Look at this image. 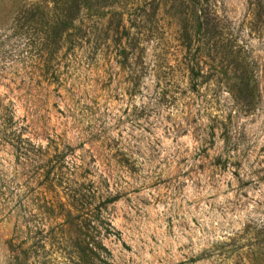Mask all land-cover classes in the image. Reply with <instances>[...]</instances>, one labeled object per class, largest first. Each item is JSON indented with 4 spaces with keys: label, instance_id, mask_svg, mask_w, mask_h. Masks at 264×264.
I'll return each instance as SVG.
<instances>
[{
    "label": "rangeland",
    "instance_id": "obj_1",
    "mask_svg": "<svg viewBox=\"0 0 264 264\" xmlns=\"http://www.w3.org/2000/svg\"><path fill=\"white\" fill-rule=\"evenodd\" d=\"M73 1L0 0V264H264V0Z\"/></svg>",
    "mask_w": 264,
    "mask_h": 264
},
{
    "label": "trees",
    "instance_id": "obj_2",
    "mask_svg": "<svg viewBox=\"0 0 264 264\" xmlns=\"http://www.w3.org/2000/svg\"><path fill=\"white\" fill-rule=\"evenodd\" d=\"M62 0H60L59 2V9H61L60 7H65V9L67 10L66 16H67V20L66 21H60L58 19H48V20H42V18L45 17V13L44 11L39 8L38 6H34L32 8V11H30L29 13V21H38L42 24H40L42 27L45 26L46 28L43 30V33L45 35V37H47V34H49L53 39H56L60 36L62 29L67 27L69 20L71 19V15H70V11L75 10L77 2L73 1V0H65V4H60ZM76 4V5H75ZM49 32V33H48ZM56 48V47H53ZM76 221V219L71 220L70 222ZM79 231V230H78ZM74 249L77 251L78 253V257H76V260L80 261V264H94L93 261H99L96 253L94 252L93 249L87 247L85 245L84 240H80L77 237L74 238L73 241H71ZM104 263V262H103Z\"/></svg>",
    "mask_w": 264,
    "mask_h": 264
}]
</instances>
